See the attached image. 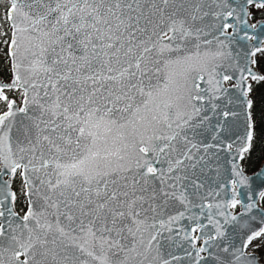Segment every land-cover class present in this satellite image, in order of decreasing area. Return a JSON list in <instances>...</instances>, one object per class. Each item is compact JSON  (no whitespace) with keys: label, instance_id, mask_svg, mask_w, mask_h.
Wrapping results in <instances>:
<instances>
[{"label":"snow or ice","instance_id":"6c2138e0","mask_svg":"<svg viewBox=\"0 0 264 264\" xmlns=\"http://www.w3.org/2000/svg\"><path fill=\"white\" fill-rule=\"evenodd\" d=\"M0 264H264V0H0Z\"/></svg>","mask_w":264,"mask_h":264}]
</instances>
